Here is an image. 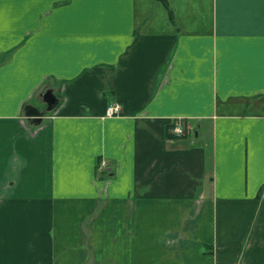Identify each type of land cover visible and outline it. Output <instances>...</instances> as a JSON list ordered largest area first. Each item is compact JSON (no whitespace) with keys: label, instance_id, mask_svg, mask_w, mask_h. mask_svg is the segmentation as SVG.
<instances>
[{"label":"crops","instance_id":"crops-1","mask_svg":"<svg viewBox=\"0 0 264 264\" xmlns=\"http://www.w3.org/2000/svg\"><path fill=\"white\" fill-rule=\"evenodd\" d=\"M0 264H264V0H0Z\"/></svg>","mask_w":264,"mask_h":264},{"label":"built area","instance_id":"built-area-1","mask_svg":"<svg viewBox=\"0 0 264 264\" xmlns=\"http://www.w3.org/2000/svg\"><path fill=\"white\" fill-rule=\"evenodd\" d=\"M123 113H124V107L120 102L110 103L106 110L107 116H118V115H122ZM171 133L173 135L180 136L186 133V128L183 124L178 122L175 123L171 128ZM100 164L101 167L104 168L107 166V161L105 159H102Z\"/></svg>","mask_w":264,"mask_h":264},{"label":"water","instance_id":"water-1","mask_svg":"<svg viewBox=\"0 0 264 264\" xmlns=\"http://www.w3.org/2000/svg\"><path fill=\"white\" fill-rule=\"evenodd\" d=\"M44 101L47 103V109L48 110H52L54 109L58 103H59V99L58 97L55 95L54 91L51 89H48L46 91H44V93L42 94ZM32 112L30 113V116L33 120H36V122H40L41 121V116L43 115V113L37 109V108H32Z\"/></svg>","mask_w":264,"mask_h":264},{"label":"trees","instance_id":"trees-1","mask_svg":"<svg viewBox=\"0 0 264 264\" xmlns=\"http://www.w3.org/2000/svg\"><path fill=\"white\" fill-rule=\"evenodd\" d=\"M164 1H166V0H164Z\"/></svg>","mask_w":264,"mask_h":264}]
</instances>
